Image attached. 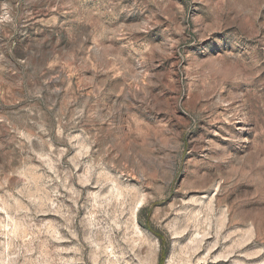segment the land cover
I'll list each match as a JSON object with an SVG mask.
<instances>
[{
  "label": "rangeland",
  "instance_id": "obj_1",
  "mask_svg": "<svg viewBox=\"0 0 264 264\" xmlns=\"http://www.w3.org/2000/svg\"><path fill=\"white\" fill-rule=\"evenodd\" d=\"M160 263L264 264V0H0V264Z\"/></svg>",
  "mask_w": 264,
  "mask_h": 264
},
{
  "label": "trees",
  "instance_id": "obj_2",
  "mask_svg": "<svg viewBox=\"0 0 264 264\" xmlns=\"http://www.w3.org/2000/svg\"><path fill=\"white\" fill-rule=\"evenodd\" d=\"M158 234H159V233H158ZM158 234H157V235H158ZM158 237H159L160 239H162L159 235H158ZM161 263H162V262H161ZM161 263H160V264H161Z\"/></svg>",
  "mask_w": 264,
  "mask_h": 264
}]
</instances>
